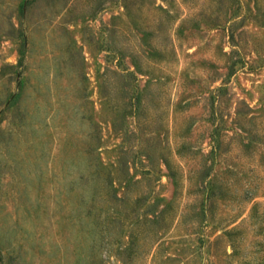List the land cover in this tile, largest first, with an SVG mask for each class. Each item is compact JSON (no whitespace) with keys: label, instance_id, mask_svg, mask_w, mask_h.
<instances>
[{"label":"rangeland","instance_id":"obj_1","mask_svg":"<svg viewBox=\"0 0 264 264\" xmlns=\"http://www.w3.org/2000/svg\"><path fill=\"white\" fill-rule=\"evenodd\" d=\"M0 264H264V0H0Z\"/></svg>","mask_w":264,"mask_h":264}]
</instances>
